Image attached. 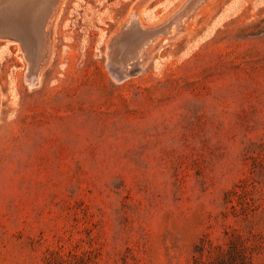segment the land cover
Returning a JSON list of instances; mask_svg holds the SVG:
<instances>
[{"label": "rangeland", "instance_id": "374dc122", "mask_svg": "<svg viewBox=\"0 0 264 264\" xmlns=\"http://www.w3.org/2000/svg\"><path fill=\"white\" fill-rule=\"evenodd\" d=\"M61 0L25 81L0 41V264H264V0Z\"/></svg>", "mask_w": 264, "mask_h": 264}, {"label": "water", "instance_id": "95a60500", "mask_svg": "<svg viewBox=\"0 0 264 264\" xmlns=\"http://www.w3.org/2000/svg\"><path fill=\"white\" fill-rule=\"evenodd\" d=\"M59 1L49 0L47 6H42L37 11L26 12L21 6L23 0H0V41H9L20 46L28 61L26 80L29 82L36 81L39 70L46 59L48 50L46 28ZM200 1L188 0L176 15L153 28L143 29L137 21H132L116 40L134 30L143 34L145 43L169 35L174 26L180 25L182 19L190 14ZM131 62L132 58H129L125 61V66Z\"/></svg>", "mask_w": 264, "mask_h": 264}, {"label": "bare ground", "instance_id": "6f19581e", "mask_svg": "<svg viewBox=\"0 0 264 264\" xmlns=\"http://www.w3.org/2000/svg\"><path fill=\"white\" fill-rule=\"evenodd\" d=\"M48 3L49 0H23L21 6L22 8L25 9L26 12H30V11H37L38 9L42 8V6H47ZM151 42L152 41L145 43V38L143 34H141L139 31L137 30L131 31L130 33L123 36L119 40H116L112 44V49L110 50V54H111L110 59L112 60V65H118L121 68L120 71L122 73L123 72L122 69L126 67L125 61L128 60L129 58H132V61L137 59L142 53V51L146 48V46L149 45ZM35 84L36 81L34 82L28 81L29 87H33Z\"/></svg>", "mask_w": 264, "mask_h": 264}]
</instances>
